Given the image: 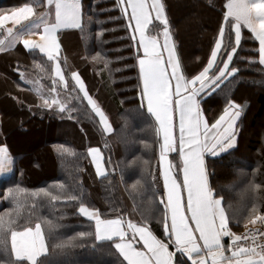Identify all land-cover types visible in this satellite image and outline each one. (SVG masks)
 Returning a JSON list of instances; mask_svg holds the SVG:
<instances>
[{
	"label": "snow or ice",
	"instance_id": "1",
	"mask_svg": "<svg viewBox=\"0 0 264 264\" xmlns=\"http://www.w3.org/2000/svg\"><path fill=\"white\" fill-rule=\"evenodd\" d=\"M117 3L137 46L134 55L141 87L139 107L146 108L147 115L155 121L163 194L149 170L151 179L132 185L141 196L149 193L147 211L134 199L130 210L112 208L115 214L105 218L100 209L84 202L83 193L69 195L63 184L56 192L17 184L3 195L11 207L0 211V254H8L9 264H46L45 257L50 253L42 225H51V221L37 217L33 225L34 210L38 204L54 208L59 203L78 202V213L94 222V231L80 232L55 247L75 246L77 238H93V251L106 244L119 258V264H264V183H257L253 173L244 190L251 203L250 208H244L245 232L237 234L230 224L238 226L240 219L232 205L225 206L223 196L212 187L210 177L214 173L208 166V158L222 160L237 146V124L245 106L228 99L225 93L226 105L211 123L202 107L205 97L221 91L239 74L240 69L232 66L234 58L264 66V0H226L210 55L191 76L182 66L163 0ZM84 27L81 0H30L10 10H0V53L22 44L30 54L46 57L44 64L33 61V67L43 74L35 79H26L19 64L16 68L20 81L30 85L28 90L37 97V107L55 108L75 118L72 114L79 115L86 101L95 123L109 134L114 129L108 115L90 94L79 71L65 67L68 60L62 55L59 32H83ZM245 29L258 42V59L239 57ZM98 35L102 36L103 31ZM91 59H102L101 53ZM104 66L107 68L109 63L105 61ZM44 77L51 81L50 87L41 83ZM64 153L74 155L67 148L61 155ZM173 153L178 155V162L170 159ZM87 154L97 177L106 180L115 172V167L110 170L105 166L99 147H89ZM13 165L7 147L0 146V173L10 172ZM134 215L139 220L130 218ZM152 220L162 227L163 238L152 229ZM257 223L260 228L249 227Z\"/></svg>",
	"mask_w": 264,
	"mask_h": 264
},
{
	"label": "trees",
	"instance_id": "2",
	"mask_svg": "<svg viewBox=\"0 0 264 264\" xmlns=\"http://www.w3.org/2000/svg\"><path fill=\"white\" fill-rule=\"evenodd\" d=\"M26 2L30 0H0V10H10ZM225 2L163 0L173 39L187 75L196 74L206 63L222 22L221 10ZM81 3L85 27L83 32L80 30L83 49L80 71L90 94L108 115L114 131L105 134L100 130L101 126L95 123L86 101L81 106L80 114L73 113L75 118H70L68 113H61L55 108L30 109L23 101L16 103L5 98V102L0 103V145L7 147L14 165L10 173L0 179V211L11 207L9 202L3 200V195L9 187L17 184L27 189L49 188L53 192L58 191V186L63 184L69 195L83 193L84 202L100 209L105 218L115 214L110 211L112 208L130 210L134 199L142 210L147 211L149 207V193L141 196L133 190L132 185L151 179L147 173L149 170L153 172L159 158V140L155 133L154 118L147 115L146 108L139 107L141 87L134 55L137 46L131 39L132 30L127 28V20L117 0H81ZM185 4L195 13L198 12L200 17L204 13L200 29L204 28L206 32L200 30L197 42L201 48L197 50L193 47L196 39L191 41L187 38L183 41L188 31L177 23L179 13L186 8ZM101 31L103 35L99 36ZM257 49V42L250 38L247 30H243L239 57L258 59ZM98 52L102 59L92 61L91 57ZM234 59L232 66L240 69L239 74L231 83H226L221 91L205 97L202 107L211 123L226 105L225 93H228V99L245 106L237 124L235 149L222 160L208 158L209 169L214 173L210 177L212 187L218 195L223 196L225 206L232 205V210L237 212L240 219L238 226L230 224L238 234L244 227L245 205L251 207L244 190L253 178V173L257 183H264V67L258 62L249 64L247 60ZM105 61L109 63L107 68L104 66ZM42 82L46 87L51 86L47 77ZM108 101L112 110L106 107ZM6 118L13 120L7 131ZM33 127H38L44 134L38 140L14 139L13 131L28 133ZM105 144L107 147H104ZM89 147H99L104 154L105 166L110 170L115 167V172L108 179L96 176L91 156L87 154ZM64 148L70 149L74 155H61ZM170 158L174 162L179 161L176 153L171 154ZM145 161L149 162L148 165H145ZM160 194H163L161 190ZM78 208V202L59 203L54 208L45 203L43 207L38 204L34 210L33 225L37 217L51 221V225H42L50 253L45 257L46 264H119V258L108 245H98L93 251V238H77L73 241L75 246L55 247L80 232L94 231V222L79 214ZM130 218L139 220L138 215ZM150 225L163 238L162 227L156 220H152ZM225 239L227 242L228 238ZM177 259H180L179 255ZM0 264H9L7 253L0 254Z\"/></svg>",
	"mask_w": 264,
	"mask_h": 264
},
{
	"label": "crops",
	"instance_id": "3",
	"mask_svg": "<svg viewBox=\"0 0 264 264\" xmlns=\"http://www.w3.org/2000/svg\"><path fill=\"white\" fill-rule=\"evenodd\" d=\"M9 26H11L10 22ZM58 35L62 45V55L66 56L67 60L69 59L71 62L70 64L68 61L65 67L68 70L79 71L83 78V75L80 71L83 62V49L81 46L80 30L64 29L61 30ZM0 38H3L2 34H0ZM33 61L44 64L46 62V57H43L41 54H30L26 49H24L22 44H17L16 47L10 51L0 53V98H9L16 103L23 101L28 107L29 105H31V108L37 107L39 102L37 97L32 91L28 90L30 85L20 81L19 75L16 71L17 65L19 64L21 71L25 73L26 79H35L39 76H42L43 74H41L38 69L33 67ZM41 83L43 84L42 80ZM17 85L20 86L17 87ZM106 104V107L112 110L110 108V102ZM9 173L10 172L0 173V179L6 177ZM153 173L156 176V182H158L157 187L163 192V179L160 175L159 158L154 165Z\"/></svg>",
	"mask_w": 264,
	"mask_h": 264
},
{
	"label": "rangeland",
	"instance_id": "4",
	"mask_svg": "<svg viewBox=\"0 0 264 264\" xmlns=\"http://www.w3.org/2000/svg\"><path fill=\"white\" fill-rule=\"evenodd\" d=\"M201 12L203 13V11H201ZM203 14H202V16H203ZM179 15H180V18H178V20H177L178 25L183 30L188 31V36L185 33V35L183 36V38H184L183 41H186L187 38L189 40H191V41L196 39V41L193 44V47H194L195 50L200 49L201 46L198 45L197 38H200L199 34H200L201 31H203V33L206 32V29L205 30H204V28L200 29L201 28L200 23L203 22L204 19L202 18V16L200 17V14L198 12L195 13L193 11V9L190 8L189 5H186V8H183V10L179 13ZM186 31H184V32H186ZM68 61L71 64L69 59H68ZM5 100H6L5 98H0V103L1 102H5ZM111 102H113V101L111 100ZM110 108L112 109L111 105H110ZM12 122H13V120L11 118H9V119L6 118L5 119L6 131H7L8 127H9V125L12 124ZM12 134L15 137L14 139L17 140V141H21V140H24V141H26V140L27 141L38 140L40 136L44 135L39 130L38 127L31 128V130L28 133H23V130H19V131L16 130V131H13ZM38 156H39V153H37V157ZM156 183L158 184V182H156Z\"/></svg>",
	"mask_w": 264,
	"mask_h": 264
},
{
	"label": "built area",
	"instance_id": "5",
	"mask_svg": "<svg viewBox=\"0 0 264 264\" xmlns=\"http://www.w3.org/2000/svg\"><path fill=\"white\" fill-rule=\"evenodd\" d=\"M249 227H256V228H260L261 227V225L259 224V223H257L256 225H249ZM245 232V227H243L242 229H241V231L238 233V234H242V233H244Z\"/></svg>",
	"mask_w": 264,
	"mask_h": 264
}]
</instances>
